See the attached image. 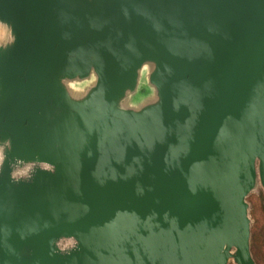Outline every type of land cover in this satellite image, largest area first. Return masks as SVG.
I'll return each mask as SVG.
<instances>
[{"label": "water", "instance_id": "water-1", "mask_svg": "<svg viewBox=\"0 0 264 264\" xmlns=\"http://www.w3.org/2000/svg\"><path fill=\"white\" fill-rule=\"evenodd\" d=\"M0 20V264H256L264 0H0Z\"/></svg>", "mask_w": 264, "mask_h": 264}, {"label": "clouds", "instance_id": "clouds-1", "mask_svg": "<svg viewBox=\"0 0 264 264\" xmlns=\"http://www.w3.org/2000/svg\"><path fill=\"white\" fill-rule=\"evenodd\" d=\"M0 33L6 34L9 37V41L14 40V36L12 35L11 27L5 21L0 20ZM3 42L0 41V45ZM151 67L150 64L145 63L143 68L145 73ZM98 81V75L96 71H92L87 78L81 79L80 77H74L72 79L64 78L62 79V84L66 90L67 98L70 100H79L82 96L86 95L88 90L95 87ZM146 83V79H145ZM146 98L152 101L158 99L156 95V89L154 87H149L147 93H142L139 90L136 93L129 92L127 95L120 101L121 109H138L142 106L143 103L146 102ZM10 148V144L8 141L0 144V164L3 163L6 157V149ZM44 168H50L49 164H42ZM34 169V165L31 163L24 164L20 166L19 163L14 168L11 173V176L14 180H30L32 176V172ZM72 245L75 244V241L70 242ZM67 247L63 242L60 243L61 250H64Z\"/></svg>", "mask_w": 264, "mask_h": 264}, {"label": "rangeland", "instance_id": "rangeland-1", "mask_svg": "<svg viewBox=\"0 0 264 264\" xmlns=\"http://www.w3.org/2000/svg\"><path fill=\"white\" fill-rule=\"evenodd\" d=\"M251 219V252L256 264H264V188L260 183L246 198ZM228 264H237L231 259Z\"/></svg>", "mask_w": 264, "mask_h": 264}]
</instances>
